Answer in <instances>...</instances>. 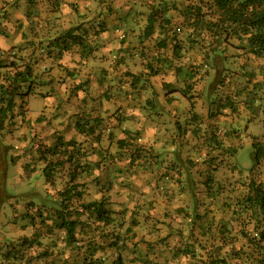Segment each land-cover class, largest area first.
Here are the masks:
<instances>
[{
    "label": "rangeland",
    "instance_id": "374dc122",
    "mask_svg": "<svg viewBox=\"0 0 264 264\" xmlns=\"http://www.w3.org/2000/svg\"><path fill=\"white\" fill-rule=\"evenodd\" d=\"M65 1L44 6L75 13L78 32L90 17L89 41L64 54L24 45L0 59L20 69L38 62L31 90H39L16 97L0 129V264H254L244 234L258 213L243 197L250 177L264 182V156L251 159L252 143L264 145V57L237 40L191 39L172 10L147 34L151 8L168 0ZM178 64L190 81L172 72ZM13 71L0 66L2 77ZM76 120L94 134L79 133ZM57 136L76 140L88 162L79 202L103 200L113 218L79 215L75 244L40 199H57L68 180V164L52 184L41 172L37 149Z\"/></svg>",
    "mask_w": 264,
    "mask_h": 264
},
{
    "label": "trees",
    "instance_id": "16d2710c",
    "mask_svg": "<svg viewBox=\"0 0 264 264\" xmlns=\"http://www.w3.org/2000/svg\"><path fill=\"white\" fill-rule=\"evenodd\" d=\"M46 1L51 2V0ZM59 2L62 5L70 4L69 1L65 0H59ZM165 3H168L169 6L151 8V12L147 16V34L152 31L159 16L169 23L171 20L164 16V12L172 10L182 17V22L185 21L192 28L191 33L193 36L191 39L198 38V36L204 39L210 38L217 41L218 44H227L231 39L237 40L242 44L245 43L249 48V52L254 56L264 57V0H168ZM54 10L61 12V8H55ZM76 18L72 22H75ZM84 19H88V21H83L86 25L81 32H78L80 27L73 24L69 26L72 31L66 30L63 33H58L47 45L58 51V53L64 54V51L68 50L67 48H70V46L80 43L85 44L86 41H89L92 23L90 17H85ZM41 49V53H45V48L42 47ZM172 50L174 51V48ZM4 58L0 55V59ZM57 59L60 60V56H57ZM32 65L29 62L20 69L14 61H10L8 64H0L1 67H14L12 76L2 77L0 75V129L4 127V122L11 117L15 106V98L25 99V97L33 93L31 83L32 77L36 73H34ZM169 68L171 69V67ZM172 69V72H175L177 76L180 74L183 77V75L187 74L188 77H185L184 80L190 81L192 79L193 72L183 73L181 65L178 64ZM131 77L133 78L134 76L131 75ZM182 77L178 78L182 79ZM164 86L167 87V93L172 92L176 88L172 80H167ZM228 96L235 97V94L231 93ZM75 127L79 133L94 134L95 126L93 124L83 125L76 120ZM216 139L213 137L212 141L216 142ZM80 148L76 140H63L60 136H57L53 144L48 147V150L37 149L40 159L43 161L41 172L46 182L52 184L54 173L60 167L62 168L66 164L70 167L67 172L68 180L66 184L63 188L57 190V199L45 196L40 198L42 206H49L52 210L54 220L58 227L65 231L70 244H75L79 241L76 238L75 230L77 225L83 221L79 218L82 213H86L88 217L94 218L95 221L103 224L113 220L110 210L105 206V201L90 200L79 202L84 189L78 188L82 182L78 181L77 178L83 173L84 167L88 165V162L83 159L84 153ZM263 156L264 145L253 142L251 151L252 165H258ZM189 190L191 193L194 192L190 186ZM72 198H75V200H72ZM74 201H76V205H74ZM243 201V206L256 210L258 213L257 223L254 224L252 231H246L244 236L248 241V245L253 250H256L253 260L254 264H264V182L250 177ZM70 206L74 207L75 210L73 212L69 210ZM79 206L80 210H78ZM114 233L112 232V234ZM118 234L119 232H116L117 239L119 237ZM91 249H96L94 243H91ZM114 263L123 264L119 257L116 258Z\"/></svg>",
    "mask_w": 264,
    "mask_h": 264
},
{
    "label": "crops",
    "instance_id": "0c3cea01",
    "mask_svg": "<svg viewBox=\"0 0 264 264\" xmlns=\"http://www.w3.org/2000/svg\"><path fill=\"white\" fill-rule=\"evenodd\" d=\"M45 2L46 0H0L1 56L5 57L9 52L16 54L20 51L21 53L19 48L24 45L46 46L58 34V31L61 33L62 30H68L69 26L75 24L72 22L76 17L75 13L68 17L67 11L63 10L56 15L51 9L45 8ZM60 25L61 30H58ZM73 54L74 57H79L76 51ZM85 59L83 58L85 63L83 67L87 66ZM34 60L33 58L32 61ZM34 65L38 67V62ZM37 70L34 68V73ZM38 91L29 94L25 99L29 100L31 96H39ZM44 98H47L43 101L45 104L51 101L48 96Z\"/></svg>",
    "mask_w": 264,
    "mask_h": 264
},
{
    "label": "built area",
    "instance_id": "2783aa9c",
    "mask_svg": "<svg viewBox=\"0 0 264 264\" xmlns=\"http://www.w3.org/2000/svg\"><path fill=\"white\" fill-rule=\"evenodd\" d=\"M40 51H42V49H40Z\"/></svg>",
    "mask_w": 264,
    "mask_h": 264
}]
</instances>
